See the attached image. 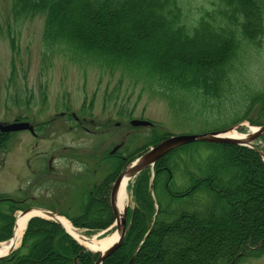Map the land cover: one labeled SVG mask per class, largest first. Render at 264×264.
Segmentation results:
<instances>
[{"label":"trees","instance_id":"16d2710c","mask_svg":"<svg viewBox=\"0 0 264 264\" xmlns=\"http://www.w3.org/2000/svg\"><path fill=\"white\" fill-rule=\"evenodd\" d=\"M10 1L16 22L44 17L46 49L61 47L73 60L142 82L171 113L180 118L189 114L188 122L201 115L191 114L199 105L207 112L235 96L244 104L243 119L264 125V91L252 89L250 73L243 74L248 57L256 63L262 55L264 0H212L211 9L193 12L192 0ZM10 49L16 52L13 38ZM12 66L14 71V57ZM41 94L45 105V87ZM118 104L116 96L114 106ZM64 112L66 121L79 128V114L67 104ZM129 114L124 109L117 112L121 117ZM84 116L93 117L92 106ZM24 118L29 120L19 119ZM168 136L153 132L136 153ZM12 142V135L0 133V155L9 151ZM135 156L127 161L108 157L107 176L83 189L74 184V203L59 213L87 235L108 229L115 222L112 184ZM153 172V182L148 169L130 186L135 202L128 210L131 224L122 246L103 264H154L160 258L170 264H243L264 258V203L262 213L247 214L250 204L264 196V161L256 150L194 143L162 158ZM2 200L0 242L12 238L18 211L54 206L26 195ZM238 210L247 215L243 221L232 215ZM98 256L80 246L60 224L34 218L21 247L0 264H95Z\"/></svg>","mask_w":264,"mask_h":264},{"label":"rangeland","instance_id":"374dc122","mask_svg":"<svg viewBox=\"0 0 264 264\" xmlns=\"http://www.w3.org/2000/svg\"><path fill=\"white\" fill-rule=\"evenodd\" d=\"M211 1L192 0V12L202 11L201 8L211 9ZM0 22V125H9L23 116L28 117L32 124L52 121L50 130H45L44 136L38 139L26 132L13 135L9 151L0 155L2 197H18V191H25L36 202L54 205L52 210L56 213L66 211L74 203V189L70 184L75 182L83 189L86 184L100 183L107 176L106 165L101 162L106 151L113 150L120 143L126 145L131 139L134 141L132 151L144 145L151 127L133 128L129 121L117 115L118 110H125L124 107L133 110L134 119L144 117L156 123L158 133L196 134L216 130L214 127L237 130L252 126L243 119L244 104L235 96L208 112H198L201 115L188 122L189 114L180 118L171 113L166 102L144 89L142 82L132 81L121 72L110 74L99 65H86L73 60L61 52V47L46 49L43 43L44 17L16 22L10 0H0ZM11 38L16 40L14 54L10 49ZM244 67V76L250 73L252 78L253 85L249 86L264 91V44L259 60L255 63L253 58L248 57ZM43 87L47 98L45 105L41 94ZM116 96L117 107L114 106ZM106 97L111 100L105 102ZM66 104L70 105L71 112L81 116L92 106L93 117L87 118L86 129L77 130L70 122L57 118L65 110ZM199 109L200 105L192 109L191 114ZM257 142L263 143L260 140ZM50 159H54L52 169L45 172L43 169L49 165ZM152 197L156 200L155 195L152 194ZM262 203L264 196L260 197L259 202L250 204L247 214L262 213ZM126 207L129 211L135 207L131 187ZM232 215L238 221L247 217L242 210ZM130 224L131 220L128 227ZM52 258L53 254L49 253L47 261L51 262ZM168 263L169 260L163 261L161 258L154 262ZM243 264H264V258Z\"/></svg>","mask_w":264,"mask_h":264},{"label":"water","instance_id":"95a60500","mask_svg":"<svg viewBox=\"0 0 264 264\" xmlns=\"http://www.w3.org/2000/svg\"><path fill=\"white\" fill-rule=\"evenodd\" d=\"M134 126H149L151 125L150 122L147 121H140L135 120L132 122ZM0 131L2 133H13V132H21V131H30L33 132V127L27 123H13L10 125H1ZM227 131L223 132H209V133H203V134H187V135H177L172 136L161 142L156 147L151 148L149 151H147L145 154L140 156L138 159H136L134 162H132L124 172H122L119 177L117 178L116 182L114 183L112 187L111 192V207L113 209L114 215L116 217L115 224L109 228L108 230L101 232L94 236L92 239L86 238V242L94 241L99 242L100 237L103 236L106 232L112 230L116 227V232L119 235L117 240L108 248L105 249V251H93L95 253L99 254V257L95 264H103L104 261L109 258L112 254H114L123 244L126 233H127V227H128V208L124 209L123 215L120 217L117 211V195L120 188L121 182L124 180V178L133 179L136 178L140 173L143 171L154 168L155 165L158 163L160 159L165 157L167 154L172 152L173 150L188 145L192 143H198V142H205V143H213V144H231V145H240V146H249L256 150V152L263 158L264 160V153L261 151L258 147L254 146L255 141L260 139L262 136H264V126L255 128V130H251V134L246 139H236V138H230L224 136V134ZM117 149H115L116 151ZM40 210L44 211L46 216L42 218H47L48 220H52L56 223L58 222V215L52 211L44 210V209H38V208H31L23 212L22 214H26L32 210ZM41 216H33L29 219V222L33 218H37ZM28 222V223H29ZM60 224V223H59ZM63 227V226H62ZM16 228V224H15ZM14 228V232H15ZM64 228V227H63ZM65 229V228H64ZM66 230V229H65ZM67 231V230H66ZM68 232V231H67ZM70 236H72L80 245H82L74 235L68 232ZM14 236V233H13ZM90 244H92L90 242ZM14 251V250H13ZM13 251L10 253L12 254ZM9 256V255H8ZM8 256L0 257V260L7 258ZM132 264V262H131Z\"/></svg>","mask_w":264,"mask_h":264},{"label":"bare ground","instance_id":"6f19581e","mask_svg":"<svg viewBox=\"0 0 264 264\" xmlns=\"http://www.w3.org/2000/svg\"><path fill=\"white\" fill-rule=\"evenodd\" d=\"M125 110L127 112H129V116L125 115L124 118L127 121H131L132 120V110H128L125 107ZM253 130H255L254 128H252ZM248 133H240L237 130L233 129L230 130L228 132H226L224 134V136L226 137H230V138H236V139H246L248 137ZM139 148L135 149L134 151H132V148H128L125 153L126 154H130L129 157L131 156H135L137 155L139 152L136 153V151ZM121 150V149H120ZM120 150H116L113 149L112 150V154L109 153V151H106L101 159V162H103L106 166H109L110 163L108 160H106L108 157H116L115 153H117ZM114 152V153H113ZM128 157V158H129ZM127 158V160H128ZM126 160V161H127ZM129 183H130V179L128 178H124V180L121 182L120 184V188L118 191V195H117V211L119 216L121 217L124 213V209L127 206V202L129 200ZM33 216H41V217H37V218H42L45 217L46 214L44 211H40V210H32L26 214H19L16 218V229H15V235L13 237V239L10 242L7 243H2L0 244V257H4L9 255L12 250L16 249L19 245L20 242L22 240V237L24 235V232L26 230V227L28 225L29 219ZM34 219V218H33ZM45 220H48L47 218H42ZM51 221V220H48ZM58 222L72 235H74L76 237V239L83 245L85 246L87 249L92 250V251H100L103 252L105 251L106 248L110 247L118 238V234L117 232H114L110 235H108L105 238L100 239L101 241L99 242H94V241H90L92 244H90V242H86L85 239L88 238L84 235V233H82L80 230L75 229V227L72 225V223L64 216H58ZM92 239V238H90ZM41 247H43V245H41Z\"/></svg>","mask_w":264,"mask_h":264},{"label":"flooded vegetation","instance_id":"af4514ba","mask_svg":"<svg viewBox=\"0 0 264 264\" xmlns=\"http://www.w3.org/2000/svg\"><path fill=\"white\" fill-rule=\"evenodd\" d=\"M65 117H67V115H66L65 112L62 111L57 118L60 119L61 121H63V118H65ZM76 119H77L78 125L80 126V129H82V130L83 129H86L84 125L87 122V118L86 117H83V118H79L78 117ZM24 121H28V120L25 119V118L22 119V120H20L19 118H17L15 120V122H24ZM51 123H52V121H51ZM51 123H44L43 126H40L39 124H32V126H33V132H30V131L29 132L25 131V132L26 133H29L34 139H38V138L44 136L45 130L46 131L50 130ZM19 133L18 132H14V133H12L10 135H16V134H19ZM120 149H117V150H120V151H118L117 153H115L113 155H115L116 158H118L119 160L126 161L127 158L130 156V154H126L125 153V151L128 149V146L126 145L124 147H121ZM109 153L112 154V150H110ZM52 160H54V159H50L49 160V165L47 167L45 166L46 168H44L43 171H45V172H50L51 171V169H52V167H51ZM83 165H85V164H83ZM34 175H36V174L34 173ZM37 178H40V176H38ZM23 195H26V196L30 197L25 191H18V195H17L18 197H16V198H5V197H2V196H0V197L3 199L2 201H7V200H12L13 201V200H17V199L23 198Z\"/></svg>","mask_w":264,"mask_h":264}]
</instances>
